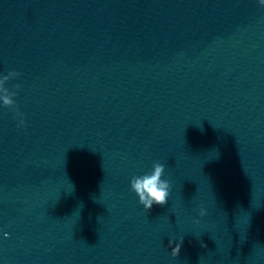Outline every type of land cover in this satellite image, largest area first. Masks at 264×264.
<instances>
[{"label": "water", "instance_id": "95a60500", "mask_svg": "<svg viewBox=\"0 0 264 264\" xmlns=\"http://www.w3.org/2000/svg\"><path fill=\"white\" fill-rule=\"evenodd\" d=\"M0 264H264V2L0 0Z\"/></svg>", "mask_w": 264, "mask_h": 264}, {"label": "clouds", "instance_id": "9594fccd", "mask_svg": "<svg viewBox=\"0 0 264 264\" xmlns=\"http://www.w3.org/2000/svg\"><path fill=\"white\" fill-rule=\"evenodd\" d=\"M264 2V0H262ZM261 6V4L259 3ZM262 7V6H261ZM19 87V85H16ZM5 103H10L7 99ZM165 166L159 162H154L150 172H145L140 176H133L129 182L130 190L138 198V202L147 212L153 205L163 206L167 203L169 197L170 184L167 180H162ZM205 211L203 207L199 209V216L203 217ZM180 251V245L173 250V254L177 256Z\"/></svg>", "mask_w": 264, "mask_h": 264}]
</instances>
